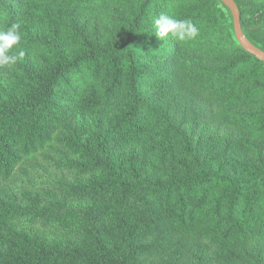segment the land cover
<instances>
[{
  "label": "trees",
  "instance_id": "obj_1",
  "mask_svg": "<svg viewBox=\"0 0 264 264\" xmlns=\"http://www.w3.org/2000/svg\"><path fill=\"white\" fill-rule=\"evenodd\" d=\"M237 2L264 48V0ZM43 6L65 34L26 40L51 58L20 62L0 101V179L56 144L67 176L41 206L49 236L20 238L0 264H264L251 249L264 244V63L222 3L0 0V32L44 20ZM102 8L89 33L83 16ZM161 15L199 35L159 37ZM22 215L0 202V228Z\"/></svg>",
  "mask_w": 264,
  "mask_h": 264
},
{
  "label": "rangeland",
  "instance_id": "obj_2",
  "mask_svg": "<svg viewBox=\"0 0 264 264\" xmlns=\"http://www.w3.org/2000/svg\"><path fill=\"white\" fill-rule=\"evenodd\" d=\"M20 5L23 6L24 3ZM106 8L99 9L89 18L83 16L88 22L89 33H92L95 28L105 27ZM38 9L45 14L44 20L32 19L22 22L21 41L9 50L10 55L17 57L16 64L12 67H0V101L6 95L16 91L14 78L22 76L19 70L20 62H26L29 66L37 68L51 58L49 48L30 47L26 45L27 38L36 36L52 39L53 26L57 30V43L65 34L62 20L60 22L61 18L56 17L53 9L49 6L38 7ZM62 147L56 144L51 148L39 150L18 163L12 174L10 173L5 179H0V202L11 203L16 208L24 210V215L5 222L0 228V256L11 252L12 244L18 247L20 238L28 241L31 237L49 236L48 226L41 219L40 212L43 211L41 206L48 198L52 197V202L61 198V194L57 197L56 188L67 176L64 172L66 156L63 154L66 149ZM251 249L254 250V262L260 263L264 259V244L253 245Z\"/></svg>",
  "mask_w": 264,
  "mask_h": 264
},
{
  "label": "clouds",
  "instance_id": "obj_3",
  "mask_svg": "<svg viewBox=\"0 0 264 264\" xmlns=\"http://www.w3.org/2000/svg\"><path fill=\"white\" fill-rule=\"evenodd\" d=\"M157 35L161 38L169 33L180 41L194 40L199 35V28L190 19H174L161 15L155 20ZM21 24L14 23L7 31L0 32V67H12L17 57L9 54V50L21 41ZM23 55V53H21Z\"/></svg>",
  "mask_w": 264,
  "mask_h": 264
},
{
  "label": "water",
  "instance_id": "obj_4",
  "mask_svg": "<svg viewBox=\"0 0 264 264\" xmlns=\"http://www.w3.org/2000/svg\"><path fill=\"white\" fill-rule=\"evenodd\" d=\"M230 14L231 28L237 44L247 53L264 63V48L258 46L247 34L241 23V12L237 0H219Z\"/></svg>",
  "mask_w": 264,
  "mask_h": 264
}]
</instances>
